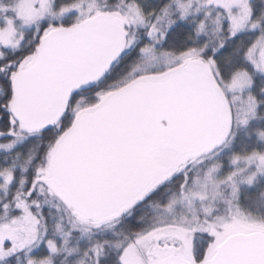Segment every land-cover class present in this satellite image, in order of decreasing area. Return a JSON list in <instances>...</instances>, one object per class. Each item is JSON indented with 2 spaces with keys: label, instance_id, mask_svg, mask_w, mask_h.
Returning <instances> with one entry per match:
<instances>
[{
  "label": "snow or ice",
  "instance_id": "snow-or-ice-1",
  "mask_svg": "<svg viewBox=\"0 0 264 264\" xmlns=\"http://www.w3.org/2000/svg\"><path fill=\"white\" fill-rule=\"evenodd\" d=\"M0 264H264V0H0Z\"/></svg>",
  "mask_w": 264,
  "mask_h": 264
}]
</instances>
